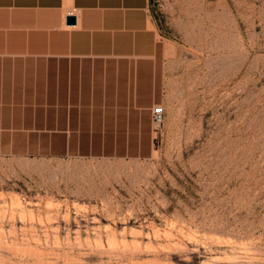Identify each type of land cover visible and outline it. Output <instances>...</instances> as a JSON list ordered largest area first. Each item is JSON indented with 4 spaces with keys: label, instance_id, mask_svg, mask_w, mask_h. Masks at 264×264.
<instances>
[{
    "label": "rangeland",
    "instance_id": "1",
    "mask_svg": "<svg viewBox=\"0 0 264 264\" xmlns=\"http://www.w3.org/2000/svg\"><path fill=\"white\" fill-rule=\"evenodd\" d=\"M148 159L0 156V264H264V0H151Z\"/></svg>",
    "mask_w": 264,
    "mask_h": 264
},
{
    "label": "crops",
    "instance_id": "2",
    "mask_svg": "<svg viewBox=\"0 0 264 264\" xmlns=\"http://www.w3.org/2000/svg\"><path fill=\"white\" fill-rule=\"evenodd\" d=\"M166 51L151 0H0V156L151 158Z\"/></svg>",
    "mask_w": 264,
    "mask_h": 264
},
{
    "label": "built area",
    "instance_id": "3",
    "mask_svg": "<svg viewBox=\"0 0 264 264\" xmlns=\"http://www.w3.org/2000/svg\"><path fill=\"white\" fill-rule=\"evenodd\" d=\"M166 110L162 104H157L152 110V121L154 128L160 127L165 120Z\"/></svg>",
    "mask_w": 264,
    "mask_h": 264
},
{
    "label": "water",
    "instance_id": "4",
    "mask_svg": "<svg viewBox=\"0 0 264 264\" xmlns=\"http://www.w3.org/2000/svg\"><path fill=\"white\" fill-rule=\"evenodd\" d=\"M68 22H69V23H74V22H75V17H74V16H70V17L68 18Z\"/></svg>",
    "mask_w": 264,
    "mask_h": 264
}]
</instances>
